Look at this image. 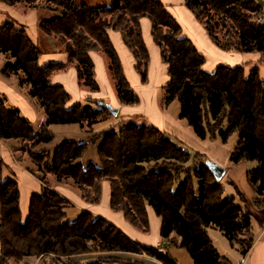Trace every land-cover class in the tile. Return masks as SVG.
<instances>
[{
    "label": "trees",
    "instance_id": "trees-1",
    "mask_svg": "<svg viewBox=\"0 0 264 264\" xmlns=\"http://www.w3.org/2000/svg\"><path fill=\"white\" fill-rule=\"evenodd\" d=\"M184 1L217 49L255 53L259 55L257 62L220 65L207 72L204 56L191 39L181 35V26L159 0H109L100 7L78 0H0L10 7L22 4L30 9L44 3V9L55 16L41 19L39 27L63 44L67 58L63 64L42 66L41 46L33 44L21 26H0V57L6 60L1 74L14 77L18 88H27L44 116L41 131L35 133L32 123L16 108H9L0 93V141L27 142V153L38 171L53 174L59 184L70 181L87 204L99 203L101 183L106 182L110 186V210L122 214L138 232L149 233L146 210L150 208L160 221V239L170 243L166 252L159 246L138 244L113 224L86 211L75 220H67L68 202L43 182L39 193L31 195L27 214L22 216L17 175L0 158V264L48 255L80 264L74 262L75 258L101 253L113 255L98 256L83 264H140L125 261L123 255L141 253L161 264H178L168 253L172 246L185 250L193 264H219L223 257L211 243L208 230H218L230 245L237 243L242 232H248L254 214L235 184L225 177L238 201L234 196L224 197L222 181H216L206 167L210 160L202 153L192 155L176 147L153 126L119 127L117 116L115 124L85 142L65 140L52 152L31 150L54 140L48 130L53 125H76L90 132L112 115L103 106L106 103L95 99L69 105V93L50 81L55 72L70 66L77 72L79 86L98 91L89 57L92 51L109 58L108 70L120 105L136 107L140 103L108 33H123L125 46L135 60L134 70L145 84L150 56L142 40V19L150 22L152 41L168 69L164 107L176 101L177 120L200 141L227 146L230 137L237 138L229 163L249 166L246 180L255 194L252 208L264 210V73L260 76V67L264 68L263 9L256 0ZM98 140L99 165L83 166L81 159L88 144ZM252 164L254 168H250Z\"/></svg>",
    "mask_w": 264,
    "mask_h": 264
},
{
    "label": "crops",
    "instance_id": "crops-1",
    "mask_svg": "<svg viewBox=\"0 0 264 264\" xmlns=\"http://www.w3.org/2000/svg\"><path fill=\"white\" fill-rule=\"evenodd\" d=\"M159 1L163 3L168 12H170L179 26H181V35L187 39H191L198 52L204 56L205 64L203 67L207 72H213L220 65L229 67H234L235 65H253L259 59V55L255 53H227L217 49L208 38L203 25H201L191 11L187 10L184 0ZM256 2L259 6L264 8V0H256ZM104 4H109V0H105ZM39 21L40 20H38V17L33 12L22 15L17 13L13 7L0 3V26L4 25V23H15L16 25L21 26L23 30L26 31L31 42L33 44L41 45V47L43 46V39H45L44 43L47 45L46 48H50V50H48V52H42L43 54L39 58L40 65H48V63H66L67 58L65 54L56 50L58 47L57 44L54 43L55 39L40 29ZM140 27L142 28V40L144 41L148 55L150 56L147 68L148 77L145 84H141L140 77L136 70H134L135 60L125 46L123 33L112 31H109L108 33L116 54L121 61L122 70H124L127 82L130 84L132 91L137 94L138 98H140V103L136 105V107L120 105L116 96L115 82L112 73L108 70L109 58L102 52L92 51L89 54V57H91L94 64V79L97 86H99L98 91L91 92L89 89L79 87L77 72L70 66H67L63 71L55 72L50 77L51 83L61 85L65 88L70 95L69 105H75L78 102L84 101L86 98L103 101L104 103L108 102L112 108L118 111L119 118L122 116L130 118H136L139 116L145 117L149 122L153 123V127L157 128L162 133L169 134L173 140H176L179 143L182 142L188 147H192L217 166L224 167V177L233 182L238 191L243 194L248 202L250 212L254 214V217L250 220L251 224L247 232L249 237L252 238L250 247L242 249V247L239 248L236 243L231 245L230 248L233 253V263L221 255L223 260H221L219 264H264V226L262 222L264 210L258 211L255 208H252L251 203L255 198V194L246 180V172L249 166L244 163L231 165L229 163V157L232 153L233 147L231 148L223 144L221 145L217 142L200 141L192 135L183 122L178 121L177 117H174L169 111H167L164 107V100H161V103L158 102V91L160 89L163 90V87L168 81V69L161 60L159 49L154 44V41H152L150 22L146 19H142L140 21ZM250 67H248V69ZM263 73L264 68L260 67L261 77L263 76ZM14 89L11 88L7 81H4L2 75H0V93L6 97L8 103L12 104L20 112L21 116L25 117L31 123H34L37 118L36 115L38 114L36 107L29 100H26L27 98L23 95L20 88L17 87V91ZM115 119H112V125L116 123L114 122ZM69 126H72L70 127L72 132L78 131L80 132V135L71 133V130L67 129ZM69 126H60L63 131V137H61L59 143H57L58 146L56 148L61 146V143L65 142V140L76 143L85 142L88 138L101 131L96 129L93 132H88V130L79 129L76 125ZM51 127H49L48 130H50ZM55 140L56 134L54 135V141ZM100 143V140H98L94 145L88 144L87 151L81 159L83 166H86L88 163L99 165L97 149ZM50 145L38 144L36 150L49 152L48 150L53 151L56 149H47ZM0 158L4 160L6 165L17 175V185L20 192V210L22 216L25 217L29 207V199L31 195L39 193L42 182L39 177L35 176V174L20 167L17 160L14 158L12 146H8L7 143L2 141H0ZM49 175L52 176L53 174ZM49 188L57 192L68 202V208L66 210L67 220H75L82 211H86L96 218L101 217L110 224H113L131 241L138 244L155 247L162 242L159 236L160 221L155 215V212L150 208H147L146 210L150 226L148 234L138 232L124 220L122 214L114 213L110 210V186L106 182L101 183L100 201L96 205H90L83 200H80L77 194V189L73 186L62 185L55 181L53 186ZM233 196L236 198L234 194ZM236 201H238L237 198ZM174 247H176L177 250L175 248L173 250L172 247L168 250V253H170L173 258L177 256V253L181 252L178 246ZM94 259L95 256L93 254H87L79 257L78 261L74 260V262L83 264L84 262H90ZM175 260L179 264L178 259L175 258ZM41 262L40 258L27 257L22 262H15L14 264H42Z\"/></svg>",
    "mask_w": 264,
    "mask_h": 264
},
{
    "label": "rangeland",
    "instance_id": "rangeland-1",
    "mask_svg": "<svg viewBox=\"0 0 264 264\" xmlns=\"http://www.w3.org/2000/svg\"><path fill=\"white\" fill-rule=\"evenodd\" d=\"M78 1L80 3H85L87 6H91V7H100V6H103V4L105 3V0H78ZM13 8L15 9V11L17 13H20L22 15H26L27 13L33 12L38 17V20L47 19V18L51 17L52 15L55 16V14L49 12L48 10L46 11L44 9V3H40V4H38L37 8H32V9H30V8H28L22 4H18L16 6H14ZM261 8L263 9V20H264V8L262 6H261ZM52 37L55 39L54 36H52ZM44 42H45V39H43V46L41 47V50L43 53L48 52V50H50V48H46L47 45ZM211 42H212V40H211ZM54 43L57 44V47H58L56 50L58 52L62 53L63 44L62 45L59 44L56 39H55ZM214 46H215V44H214ZM5 62H6V60L4 59V57L1 56L0 57V75H2L1 69L3 68ZM2 77H3L4 81H7V83L9 84V86L11 88L17 89V87H18L17 86V80L14 77H9V76H5V75H2ZM78 86H79V84H78ZM79 87H82V86H79ZM16 89H14V90H16ZM20 90L23 92V95L26 96V98H27L26 100H29L36 107L38 114L36 115L37 116L36 121L34 123H32V129H33V131H35V133L40 132L41 131L40 128L44 122L43 110L39 106L38 102H35V100H33L32 98L29 97L28 92H27L28 91L27 88L21 87ZM21 95H22V93H21ZM164 96H165L164 89L163 90L160 89L158 91V96H157L158 102L161 103L162 102L161 100H164V98H165ZM106 104H108V102ZM7 105L9 108H15L12 104H10L8 102H7ZM178 110H179V105L176 101L172 102L167 107V111H169V113L171 115H173L174 117L178 116V114H179ZM117 116L107 115V117H105V119L101 123L93 126V129H91L90 132H93L96 129L102 130L103 128H106L109 125H112V122H111L112 119H115ZM117 120L118 119H115L114 122H116ZM118 121H119V123H118L119 127H122L125 125L126 126H135V127L136 126H146V127L153 126V123L149 122V120L147 118L141 117V116L136 117V118H130V117L122 116L119 118ZM66 126H69V125H66ZM70 127H72V126H69L67 129L71 130ZM84 129L87 130L86 128H84ZM50 130L49 131L53 135L56 134V140L55 141L53 140L54 142L52 141L50 143L51 145L49 144L50 146L47 147V149L53 150L54 148H56L58 146L57 143H59L61 137H63V131L59 125L52 126ZM71 133H73L75 135H80V132H78V131L72 132V130H71ZM164 135H166V137L169 140H171L172 143L176 147L181 148L184 151H186L192 155H194L196 152H198L197 150L193 149L192 147L186 146L182 142L179 143L178 141L173 140V138H171L169 134L164 133ZM236 143H237V138L235 136H232V137H230L227 146L232 148V147H235ZM7 145L12 146L14 158H15V160H17V162L21 168H23V169L25 168L30 173L35 174L37 177H39L41 182L46 184V186H49V187L53 186V184L55 183V181H54L55 177H53V175L51 176L48 173H46L45 170H43L42 172H39L36 165L29 158V153H27V151H29L30 149H29V145L27 142H24V141L23 142H13V141L10 142L9 141V143H7ZM31 150L35 151L36 149H31ZM37 151H39V150H37ZM48 151L52 152L51 150H48ZM254 167H255V164L250 165V168H254ZM222 181L223 182H221V183L224 186V193H223L224 197L233 196V192L231 191L229 185H227V183H226L227 181H225V177ZM61 184L62 185H70V181L65 182V184H63V183H61ZM207 234H208V237L210 238L214 248L217 250V252H219L220 255H222L223 257H225L229 261H232V263H233V260H232L233 259L232 258L233 253L231 252V248H230L231 245H230L229 241L227 239L223 238V236L220 234V232L218 230H215V229L208 230ZM237 240H238L236 243L237 246L239 248L242 247V249H243V248H246V245H248L252 241V238L249 237V234H247V232H242L240 235L237 236ZM174 248L177 250L176 247L172 246L173 250H174ZM112 255L111 254H104V253L98 254V256H101V257H112ZM94 256H95V258H98L97 255H94ZM123 256H124L123 258L125 261L128 260V261L140 263V264H141V262L143 264H161L157 259H153L148 255H146V257H145L142 255V253L139 256L133 255V254H131V255L127 254V255H123ZM37 258L41 259L42 264H76V263H73L72 261H68L65 258L60 260L56 256L54 257L51 255H48L45 257H37ZM175 258L178 259L179 264H193L189 254L186 253L185 250H181V252L177 253V256ZM75 259H77V261H78L79 258H75ZM57 260H59V261H57ZM14 263H15V261L13 260V261H10L9 264H14Z\"/></svg>",
    "mask_w": 264,
    "mask_h": 264
},
{
    "label": "water",
    "instance_id": "water-1",
    "mask_svg": "<svg viewBox=\"0 0 264 264\" xmlns=\"http://www.w3.org/2000/svg\"><path fill=\"white\" fill-rule=\"evenodd\" d=\"M106 109L109 110V112L113 115V116H117L118 115V111L116 109H113L109 104H105L103 105ZM206 167H208V170L210 171V173L212 174V176L215 178L216 181L220 182L222 180V178L225 175V168L223 167H219L217 166L215 163L209 161L208 163H206Z\"/></svg>",
    "mask_w": 264,
    "mask_h": 264
},
{
    "label": "built area",
    "instance_id": "built-area-1",
    "mask_svg": "<svg viewBox=\"0 0 264 264\" xmlns=\"http://www.w3.org/2000/svg\"><path fill=\"white\" fill-rule=\"evenodd\" d=\"M262 222H263V226H264V217H263ZM169 245H170L169 242L162 241L161 243H159L158 246H159L164 252H166V249L169 247ZM142 255L146 257V255H145L144 253H142Z\"/></svg>",
    "mask_w": 264,
    "mask_h": 264
}]
</instances>
